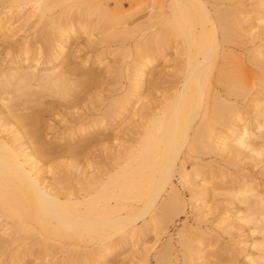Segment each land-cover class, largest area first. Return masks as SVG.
<instances>
[{
  "label": "bare ground",
  "instance_id": "6f19581e",
  "mask_svg": "<svg viewBox=\"0 0 264 264\" xmlns=\"http://www.w3.org/2000/svg\"><path fill=\"white\" fill-rule=\"evenodd\" d=\"M147 233L134 264H264V0H0V264Z\"/></svg>",
  "mask_w": 264,
  "mask_h": 264
},
{
  "label": "rangeland",
  "instance_id": "374dc122",
  "mask_svg": "<svg viewBox=\"0 0 264 264\" xmlns=\"http://www.w3.org/2000/svg\"><path fill=\"white\" fill-rule=\"evenodd\" d=\"M135 23H137V21L134 22V24ZM123 27H127L126 24ZM88 35H89L88 33H85L84 35L78 36L77 41L78 42L87 41L89 39ZM101 36L102 35H98L97 38H101ZM134 51H135V49L132 46V47L126 48L124 51H118L116 53H109V52L103 53L99 58L100 61H102V64L100 66H98V65L94 66L95 70L101 69V67L104 64H108L109 66H111L113 68V67H117L119 65V63L117 64V62H116L117 60L119 62L121 61L120 65H119V69L114 70L115 74H112V76H108V78L112 82L108 83L106 86L107 88L117 90L116 93H118V94H122V93L126 92V89L128 87V84H127L128 81L127 80H128L129 72H130L132 66L135 64L134 59H135L136 55H135ZM123 53H124V58L121 60V56ZM91 58H92V56H88L89 61L92 62V60H94V59H91ZM169 60H170L169 57H165V58L162 57L159 60V62L157 64H155V67L153 69L161 70L160 68H163L164 65H166V66L171 65L172 63H169ZM165 61H167V63ZM166 71H170V69H166ZM254 78H256V76ZM257 90H258L257 87H253L251 93L248 96V99H251L252 95H254L257 92ZM161 94L166 95L169 93L165 91ZM161 94L158 93L159 96ZM128 110H130V109H128ZM131 118H132V115L130 116L129 119H131ZM117 123L118 124L115 127L118 126V128H117L118 130L123 128V127H126L128 125L127 115L124 118H121L120 121ZM109 134H111V131L109 132ZM259 167H261V166H259ZM256 170H257V168L254 169V171H256ZM184 195H185L184 196L185 200L188 203L189 195L186 192L184 193ZM187 216L190 218H193V219L195 217L193 211L190 208V205L187 206L185 213L182 214L178 218V221L174 225H171L168 229V235H172V237L175 241L177 240V233L181 230L182 225L185 222V217H187ZM190 223H192V222L190 221ZM140 225H141V223H138L136 227L139 228ZM208 226H210V225H208ZM168 235H164L163 241L167 238ZM135 236L136 235L134 234V237ZM152 236H153V234L147 233L146 236H144L141 241H139L140 239H134V242L129 243L124 248H119L120 246H116V245L114 246L113 245L111 247L112 253L103 261L104 263L103 262L97 263L98 262L97 261L94 264H134L135 258L133 257L134 255H132V252L136 251L138 246H135V247H132V246L135 243H137V240L139 242V246L142 245V243L145 241L146 242L148 241L149 244L147 243V245L150 246V244H152L150 242L152 239ZM253 237L256 238L257 236H253ZM222 238L225 239V241H228V239H229L228 236H226V235H223ZM109 240H107L106 242H104L102 244H86V246L88 248L92 249L94 251V253H96L95 255L100 256L101 254L98 251L99 248L104 244L110 243L112 241V238ZM235 240H237V237L234 238V241ZM238 247H242L241 244L238 245ZM95 255H94V257H95ZM97 256H96V258H97ZM241 262H242V260L240 259L239 263H241ZM148 264H150V263H148ZM151 264H154L153 260H151Z\"/></svg>",
  "mask_w": 264,
  "mask_h": 264
}]
</instances>
